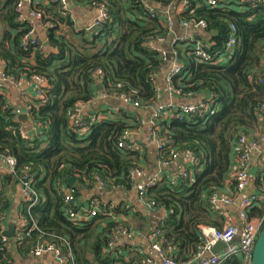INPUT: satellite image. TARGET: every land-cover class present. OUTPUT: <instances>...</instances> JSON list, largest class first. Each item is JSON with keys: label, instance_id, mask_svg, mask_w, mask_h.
Masks as SVG:
<instances>
[{"label": "trees", "instance_id": "obj_1", "mask_svg": "<svg viewBox=\"0 0 264 264\" xmlns=\"http://www.w3.org/2000/svg\"><path fill=\"white\" fill-rule=\"evenodd\" d=\"M20 1L0 0V61L7 63L8 73L14 77L44 76L49 88L45 103H32L34 121L45 126L44 137L33 140L21 136L14 110L0 96V157H13L17 162V175L2 177L0 264L12 263L14 248L26 251L29 249L25 247L32 249L52 242V236L68 241L69 250L54 239L66 258L70 251L74 264H148L140 253L123 256L115 250L108 254L114 230L128 226L100 215L78 227L64 212L63 187L68 185L69 176L76 179L73 189L77 198L79 189L93 182L95 175L109 182L110 189L132 187L129 172L137 165L133 153L119 149L117 141L134 127L121 121L96 122L82 136L72 127L71 120L80 104H89L96 98L98 82L93 74L97 70L103 74L104 93L126 94L147 107L155 103L157 87L151 79L160 70L163 59L158 53L149 52L145 43L150 36L158 38L165 33L157 31V20L149 17L145 4L165 10L173 5L177 8L180 1L76 0L93 8L98 4L108 9L107 22L92 35L75 29L72 19L58 5L34 3L32 9L44 14L42 24L54 26L48 29L47 40L52 49L49 55L43 53V46L23 45L22 39L31 25L18 21ZM190 17L207 22L201 39L213 44L212 53L225 50L231 36L230 24L237 27V44L233 59L222 66L197 63L189 52L193 44L176 49L185 68L183 74L173 79L174 87L195 96L206 93L207 99L213 98L217 105L214 114L191 115L183 122L157 123L158 139L165 146L160 152L161 160L170 161L173 154L191 153L197 163L193 179H181L179 183L164 180L147 195L148 202L167 212L162 238L166 252L177 262L189 261L195 255L204 240L202 228L223 226L212 211L210 200L231 177L234 145L240 135L256 137L262 132L258 131L262 124L257 112L264 102V89L258 83L264 75V6L250 9L232 1L211 8L201 0H192L191 7L180 18ZM63 25L70 29L68 34H60ZM25 172L35 178L34 188L40 200L30 210L23 203L21 218L36 221L39 231H34L22 244L12 245L3 228L10 208L9 188L19 186ZM263 183L264 179L259 177L258 189ZM119 209L116 207L115 212ZM262 214L263 210L253 209L250 218ZM228 264L244 263L236 258Z\"/></svg>", "mask_w": 264, "mask_h": 264}, {"label": "built area", "instance_id": "obj_2", "mask_svg": "<svg viewBox=\"0 0 264 264\" xmlns=\"http://www.w3.org/2000/svg\"><path fill=\"white\" fill-rule=\"evenodd\" d=\"M178 6L179 9L174 10L168 6L165 10L158 9L157 7L152 6L151 4H145V10L148 12V15L152 19H156L158 26L157 31L165 33L164 36L155 37L150 36L145 43V47L151 53H158L162 59L163 64L168 60H173L174 67L168 75L167 86L169 95H180L185 97H192L194 94L189 93L185 94L182 90H177L173 85V79L177 76L183 74L185 65L180 59L178 52L171 50L170 47H167L168 37H172V45L177 47L183 44H193V47L189 50L190 55L196 60L197 63L203 65L211 66H222L229 63L234 56L236 44H237V27L234 24H230L231 36L226 44V48L222 53H212L211 47L213 44L206 43L202 40L188 33L183 35L178 34V29L182 28L185 31L192 32H201L204 35V31L207 29V22L197 20L194 17L189 19L180 18L183 13H186L191 7L192 0H179ZM235 1L239 6H248L250 9H255L260 6H264V0H201L206 6L211 8H216L222 3ZM47 5H58L61 11L65 16H68L70 13L69 1L68 0H47ZM24 4L29 5L28 15H24L23 9ZM34 4L33 0H21L17 5V13L19 14L18 21L21 24L28 23L31 25V30L24 35L22 41L24 46H43L44 42L38 40L36 36V30L39 27H45L47 29L53 28V24L48 23L46 26L42 24L44 21V14L35 11L32 9ZM96 11V20L94 27L97 29L103 26L108 18L109 13L108 9L104 6L94 5ZM194 10L190 11V14L193 15ZM76 29V28H75ZM77 30H79L77 28ZM263 56H264V46H263ZM162 64V65H163ZM93 77L97 81H103V74L101 70H97ZM28 77L22 75L20 77H14L8 73L7 63L0 61V83L10 84L18 89L23 87L24 80ZM34 81V92L38 100L41 103L46 102V90L49 88L47 79L44 76H35L31 78ZM157 74L152 75V81L156 82ZM264 89V75L258 81ZM115 96L117 99L127 103L132 104L134 107H140L139 102L133 101L130 96L126 94H106L103 92V98H111ZM215 100L212 99H202V102L199 104H189L179 106L177 109L173 105L161 106L153 114L152 117V126L156 129L153 133V137L158 141V121L162 120L163 116L170 111H174V115L169 119L177 120L183 122L186 117L191 115H198L202 113L214 114L217 105ZM84 104L79 105V110L73 115L71 120V125L77 132H81L82 136L86 135V131L89 128L87 121L83 120L81 117L80 110L84 107ZM151 107V106H150ZM33 105L30 104L27 107V113L29 119L31 120L32 126L30 131L24 129L20 124L21 136L26 140H33L44 137V128L43 124H38L33 119ZM15 119L18 120V117L22 115V112L17 109L14 111ZM258 119L262 124V132L258 138H252L248 135L241 134L239 139L236 141V159L234 165H232L233 170L231 172V177L226 182V185L231 187L232 197L226 196L222 192H217L214 194L213 198L210 200V206L214 214H216L221 220V228L216 227H205L202 228V234L204 240L201 245L198 246L195 255L189 261L177 262L174 258L170 257L165 250V241L162 238V233L164 229L165 220L162 224L155 229L150 234V241L152 243L153 250L158 254L163 264H228L232 259H241L244 264H251L253 257L255 245L259 238V235L264 227V183L259 188L258 193L245 198L242 200L239 205V212L236 218L229 211V208H233L238 204V199L246 191L247 187L251 181L250 171L252 168V158L257 153L259 149L260 142L264 141V102L260 104L258 112ZM96 122V121H94ZM79 129V130H78ZM31 133H33L31 135ZM135 134L134 130H127L117 141V146L119 149L125 153H134L138 150L139 146L135 142L133 136ZM165 147L161 142L159 144V149L162 150ZM187 157L190 159V164L188 168H193L197 163L191 153H186ZM184 154V155H186ZM181 155L173 154L170 161L162 162L164 166L169 167L174 165V163L180 160ZM0 160L5 163L9 175H17V162L13 157H0ZM182 169L179 178L187 180L192 179L193 175L189 169ZM144 173L139 168L130 170L129 179L136 183L137 179H142ZM35 178L30 175L28 172H25L21 176L20 188L22 202L28 210L35 207L40 200L38 192L34 188ZM160 182L159 177H155L152 181L148 183H143L136 186L138 195L141 199L146 201V205L151 207H156L154 202L147 201L148 191L155 187ZM89 185H99L101 189L108 190L110 188L109 182L105 181L99 175H95L93 182L88 183ZM71 191H68L63 187V199H64V212L66 217L71 221L75 226H81L83 223L89 222L92 219L103 215V216H114L116 204L114 203H105L100 199H93L89 206L81 205L76 198V191L73 188H70ZM124 189L123 186H118L110 190ZM226 210H223V209ZM253 209L263 210L262 216L251 219L250 212ZM15 238L13 239L15 243L22 244L25 240L30 239L34 231H39V227L36 221L32 220L31 222L26 221L23 218H20L17 222ZM135 233L127 227L119 226L116 228L112 234V240L109 244V253L115 251L118 241L121 239L134 240ZM52 242H45L38 244L36 247L32 248L29 254L36 259H43L45 257H51L56 261V264H74L72 255L69 251V258H66L63 254L62 246L57 242H54V239L61 241L64 245L68 247L69 243L62 237H51ZM57 243V244H56ZM222 243L223 247L217 252L213 253L215 247Z\"/></svg>", "mask_w": 264, "mask_h": 264}, {"label": "crops", "instance_id": "obj_3", "mask_svg": "<svg viewBox=\"0 0 264 264\" xmlns=\"http://www.w3.org/2000/svg\"><path fill=\"white\" fill-rule=\"evenodd\" d=\"M33 1L36 5L42 4L46 7L57 6L47 5V0ZM68 1L70 13L66 17L72 19L75 28H78L79 30H85L90 35H92L94 32L92 33L91 29L94 27L97 16L95 9L91 7L90 4H79L76 2V0ZM173 8L174 10H176L179 9L180 6H177V8H175L173 5L171 9ZM23 13L24 15H28L29 5L24 4ZM59 32L60 34H68L70 32V29H68L67 26L63 25L60 27ZM184 33H188L190 35L193 34L198 38H201L203 36L201 32L196 33L192 31H185L182 28L178 29L179 35H183ZM36 36L44 43L48 42V29L45 27L37 28ZM172 40V37H168V43L166 44V46L170 47L171 50H175L177 49V47L172 45ZM51 52L52 49L50 48L49 54H51ZM44 54L49 55L46 53ZM30 63L33 64L34 61H31ZM173 67V60H168L161 66L160 70L158 71L157 79L155 82L157 87V99L155 103L151 105V107H147L144 105H141L140 107H134L132 104H127L117 99L113 95H109L111 96V98H103V81L96 80V82H98L97 85L101 84L103 86V91L99 92L96 90V98L89 104H86L82 108V110H80L82 119L87 121V124L89 125L103 121H121L123 123H127L131 127H134L135 134L133 138L139 145V148L136 152L133 153L132 157L136 162V168H139L143 171V178L139 180L137 179L136 183H133L130 189L124 188L109 191L101 189L99 185L88 187L89 189L84 186L83 188L79 189L80 194L78 201L84 206H89L90 202L94 198H100L105 203H114L118 208L120 207L121 209H119L117 213H114L112 219H114L115 222H119L128 226L127 228H130L135 233V238L134 240L121 239L120 241H118L115 248L116 252H119L118 254H122L123 256L129 255L131 253H140L148 259V264H163L158 254L153 250L149 236L166 219L167 212L164 209L158 210L156 207L146 205V201L139 197L136 186L143 183H148L155 177H159L160 182L164 180L172 183L179 182V175L181 174L182 169L188 168L190 164V159L188 157H182V159L180 158V160L176 161L172 166L166 167L163 165L159 150L160 142H158L153 137V133L156 131L151 123L153 114L161 106L167 107L169 105H173L177 109L182 105L199 104L200 102H202L203 98H207V95H194L192 97H185L177 94L169 95L167 78ZM33 85L34 81L31 78H27L26 80H24L23 87L21 89H18L10 84L0 83V96L6 99L7 104L14 111L19 109L22 112V115L28 116V105L35 103V101L38 100L34 92ZM174 113V111L168 112L166 116L162 117V120H171L169 118L173 116ZM125 115H127V117ZM19 124H21L24 129L28 131H30L32 126L30 119L28 120L27 124H22L20 122ZM262 129L263 127H260L258 129L259 133ZM258 131L253 134L256 135ZM89 132L90 128H88L86 134H88ZM32 134L33 133H31V135ZM258 137L259 135L252 138ZM235 159L236 142L234 145L232 165H234ZM7 175L9 174L6 165L2 161H0V192L3 190L2 177ZM250 175V184L247 187L246 191L238 199V204L233 208H229V211L235 218L239 212V205L241 204L242 200L258 193V178L261 177V181H263L264 179V141L260 142L259 149L252 158V168L250 171ZM64 188L68 191H71L68 185L64 186ZM221 192L226 196L232 197V190L228 185H226ZM8 199L10 202V208L5 214V221L3 226L5 232L7 231L8 226L11 223L17 224L23 212L24 205L22 202L20 185L16 186L15 188H9ZM223 210L226 209L224 208ZM14 242L15 241L12 240L11 244L15 245ZM25 249L29 250L24 251V249L14 248L12 251L13 260L10 264H56V261L51 257H45L43 259L33 258L29 254L31 249L27 247H25ZM239 260L241 259L239 258Z\"/></svg>", "mask_w": 264, "mask_h": 264}, {"label": "water", "instance_id": "obj_4", "mask_svg": "<svg viewBox=\"0 0 264 264\" xmlns=\"http://www.w3.org/2000/svg\"><path fill=\"white\" fill-rule=\"evenodd\" d=\"M97 30V27H93L91 29V32H95ZM50 44L49 42H45L43 45V53L49 54L50 53ZM96 90L99 92L103 91V86L101 84H98L96 87ZM206 96V93L204 94ZM28 116L27 115H21L18 118V121L22 124H27L28 123ZM67 182H68V186L69 188H73L75 183H76V179L74 177L69 176L67 178ZM16 223H11L8 226V229L5 233V236L7 239L13 240L15 238V233H16ZM223 247L222 243H219L215 249L213 250V253H217L221 248ZM251 264H264V227L259 235V238L257 240V243L255 245V249H254V253H253V257L251 260Z\"/></svg>", "mask_w": 264, "mask_h": 264}, {"label": "rangeland", "instance_id": "obj_5", "mask_svg": "<svg viewBox=\"0 0 264 264\" xmlns=\"http://www.w3.org/2000/svg\"><path fill=\"white\" fill-rule=\"evenodd\" d=\"M250 137H252V136H250ZM139 146V145H138ZM160 150V149H159ZM160 152H161V150H160ZM181 157V159H182V157H187V154L186 155H181L180 156ZM164 162V161H163ZM194 168V167H193ZM193 168H188L189 169V171L190 172H192V175H193V172H194V169ZM193 179V178H192ZM181 180V178H179V181ZM176 183H179V182H176ZM159 184V183H158ZM157 184V185H158ZM96 185V184H95ZM156 185V186H157ZM94 185H89V184H87V185H85V187L87 188V189H89L88 187H93ZM124 187V186H123ZM118 188V187H117ZM125 188V187H124ZM103 190H106V189H103ZM109 191H110V188L108 189ZM77 198V197H76ZM94 199H100V198H94ZM100 200H102V199H100ZM77 201H78V198H77ZM79 202V201H78ZM91 203V202H90ZM81 205H83V204H81ZM90 205V204H89ZM109 217H112V216H109Z\"/></svg>", "mask_w": 264, "mask_h": 264}, {"label": "bare ground", "instance_id": "obj_6", "mask_svg": "<svg viewBox=\"0 0 264 264\" xmlns=\"http://www.w3.org/2000/svg\"><path fill=\"white\" fill-rule=\"evenodd\" d=\"M1 161V160H0Z\"/></svg>", "mask_w": 264, "mask_h": 264}]
</instances>
